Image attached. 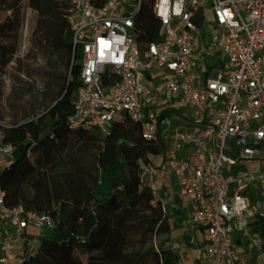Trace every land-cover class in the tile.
<instances>
[{"label": "built area", "instance_id": "obj_1", "mask_svg": "<svg viewBox=\"0 0 264 264\" xmlns=\"http://www.w3.org/2000/svg\"><path fill=\"white\" fill-rule=\"evenodd\" d=\"M68 3L77 87L57 117L70 128L106 130L126 114L146 140L163 136L162 152L139 159L140 187L164 204L161 188L175 176L193 261L264 264V239L253 229L264 216V0ZM4 125L0 120L2 170L14 150ZM45 132L53 138L50 124ZM246 161L257 164L253 173H229ZM4 196L0 185V264H19V245H33L28 228L49 231L54 219L7 207ZM236 229L246 239L238 247ZM247 245L255 257L243 255ZM184 246L172 240L176 264H187Z\"/></svg>", "mask_w": 264, "mask_h": 264}, {"label": "trees", "instance_id": "obj_2", "mask_svg": "<svg viewBox=\"0 0 264 264\" xmlns=\"http://www.w3.org/2000/svg\"><path fill=\"white\" fill-rule=\"evenodd\" d=\"M11 1L0 0V13L8 10L0 20V120L14 150L0 185L5 206L54 219L49 231L28 234L38 245L26 248L19 264H176L174 208L153 203L150 189L140 187L139 159L162 152L163 136L146 140L126 114L106 130L61 121L55 106L69 105L77 87L68 0H23L8 8ZM49 124L53 138L46 136ZM253 229L264 239V216ZM183 238L194 247L191 236Z\"/></svg>", "mask_w": 264, "mask_h": 264}, {"label": "rangeland", "instance_id": "obj_3", "mask_svg": "<svg viewBox=\"0 0 264 264\" xmlns=\"http://www.w3.org/2000/svg\"><path fill=\"white\" fill-rule=\"evenodd\" d=\"M23 0H12L9 4V7L8 8H11L12 6L18 4L19 2H21ZM8 13V10H5L3 12L0 13V20L4 18V16ZM25 52H24V49L22 50L21 52V55H24ZM26 57V56H24ZM43 63V56L42 55H39L38 57V60H37V64H42ZM9 89H10V84H9V80L7 77H4V81H3V95L6 96L8 93H9ZM187 108H181L180 111L181 112H187L186 110ZM55 110H57V115H61L63 110L60 109L58 106H55ZM5 112L9 115V108L6 106L5 108ZM178 123L179 124H182L183 123V120L182 119H179L178 120ZM257 164L254 163L253 161H246V162H243L240 166H235L232 168V170L229 171V173L231 175H237L239 173V171H242V172H245L247 174H251L253 173L254 171H250L251 169L254 170L253 168L256 167ZM263 166V165H262ZM2 173V169L0 168V175ZM234 185H232L231 187H233ZM177 191H178V188H177V185H176V179H175V176H171V186L170 188L168 189V193L169 194H166L164 191L161 190V194H162V199L164 201V204L166 206V208H170V207H173L174 209H176L174 215H179V211L184 214L185 213V209L183 207H181L180 203L178 200H175V198H177ZM185 220V219H184ZM232 239L234 240V244L236 247L239 246V244L237 243V240H241V242H245L246 239L244 238V236L242 235V231L241 230H234L233 233H232ZM38 245V242L37 241H34L33 242V245H24L27 249H34L36 248ZM185 248H187V246H184ZM244 256H247V257H255L256 256V253H255V250L252 249L249 245L246 246V251L244 252L243 254Z\"/></svg>", "mask_w": 264, "mask_h": 264}, {"label": "crops", "instance_id": "obj_4", "mask_svg": "<svg viewBox=\"0 0 264 264\" xmlns=\"http://www.w3.org/2000/svg\"><path fill=\"white\" fill-rule=\"evenodd\" d=\"M162 191H164L166 194H169L168 193V189L169 188H166L165 186H162ZM175 200H177V198H175ZM176 209H174L173 211V214L175 213ZM179 211V215H174L175 218H177L176 220V223L174 225V227L172 228V233H171V237H172V240H175L177 242H182L183 244H185V246H187V248H184V251L182 253V256L185 260V262L187 264H199L198 261L194 262L192 257H193V247L192 246H188L186 241L184 240L183 236H188L190 237L191 236V233H190V230H189V227L187 226L186 224V220L184 215H182V213ZM27 233L28 234H31V235H39V234H42L43 232L37 228H34V227H29L28 230H27ZM3 234H4V221L0 219V241L2 240L3 238ZM33 242L34 241H37L38 242V239H32ZM25 244H21L19 245L18 247V251H19V254L23 257L24 253H25V250H26V247L24 246Z\"/></svg>", "mask_w": 264, "mask_h": 264}]
</instances>
